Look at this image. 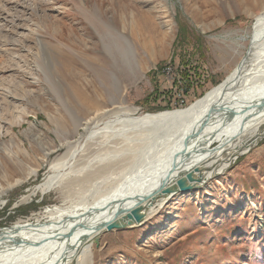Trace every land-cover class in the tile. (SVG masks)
Returning a JSON list of instances; mask_svg holds the SVG:
<instances>
[{
  "label": "rangeland",
  "instance_id": "374dc122",
  "mask_svg": "<svg viewBox=\"0 0 264 264\" xmlns=\"http://www.w3.org/2000/svg\"><path fill=\"white\" fill-rule=\"evenodd\" d=\"M245 2L0 0V87L14 96L11 104L0 98V185L20 180L0 196V238L43 225L46 208L81 214L163 151L167 127L119 121L115 134L86 142L95 122L87 133L82 126L96 111L114 122L205 97L239 65L249 46L242 37L264 14V0ZM179 25L188 36L178 43ZM181 60L197 71L178 73ZM257 63L261 80L264 50ZM67 160L57 187L34 192L51 164ZM201 187L170 198L140 226L100 235L92 264H264V136Z\"/></svg>",
  "mask_w": 264,
  "mask_h": 264
},
{
  "label": "bare ground",
  "instance_id": "6f19581e",
  "mask_svg": "<svg viewBox=\"0 0 264 264\" xmlns=\"http://www.w3.org/2000/svg\"><path fill=\"white\" fill-rule=\"evenodd\" d=\"M246 1L247 7H251V3H254L253 0ZM255 18L250 35L242 37L243 41L248 39L250 53L245 55L239 65L226 76L225 81L212 88L205 94V97L196 101L195 104L181 110L164 111L141 117H132L125 112V115L116 117L114 122L103 121L108 116L107 110L96 111L95 118L88 119L82 126V130L87 133L88 125L95 122L88 132L89 137L86 142L98 135L104 137L109 131L115 134L111 125L119 121L125 126L135 124L167 127L172 129V133L165 139V149L158 152L159 154L150 163L138 165L136 170L133 169L130 174L121 178L122 181L119 184L109 189L105 195L100 196L91 205H82L81 214L65 210L64 207L46 208L43 218H48V220L43 225L16 229L6 237L0 238V264H92L93 236L99 231L98 226L92 224L95 219L103 215L104 205L121 194L138 191L147 196L165 177L166 170L172 162L173 155H170V151L175 146L177 152L185 147L182 156L187 154V149L196 151V149L205 148L203 153L194 154L193 160L182 168L199 166L204 174L205 182L211 180L215 175L223 174L229 167L230 161L242 156L251 147L253 148L264 136V103L256 106V103L261 99L264 100V79H257L259 68L257 59L264 50V14ZM17 41L19 42V40ZM10 72L14 71L12 69L7 71V73ZM3 73L6 72L0 71V77L3 76ZM11 82L10 84L15 85V81ZM11 92L10 88L0 87V98L5 104H11L10 97H14L11 96ZM102 125L103 127L99 128ZM2 134L0 125V135ZM218 142L222 145L209 154L211 146ZM76 145L75 143L69 145L68 150L72 151L69 160L77 152ZM67 163H69L68 160L51 164L52 174L47 176L43 183L36 186L34 192L57 187L66 175L61 171ZM182 169L174 170L173 175L178 174ZM19 182L20 180H16L14 183L8 184L5 189L0 185V196ZM163 203H165L164 200L149 208L146 217L163 206ZM91 209L95 211L89 215ZM63 215L67 216L66 220H63ZM87 221L91 222V229L80 231L79 226Z\"/></svg>",
  "mask_w": 264,
  "mask_h": 264
},
{
  "label": "water",
  "instance_id": "95a60500",
  "mask_svg": "<svg viewBox=\"0 0 264 264\" xmlns=\"http://www.w3.org/2000/svg\"><path fill=\"white\" fill-rule=\"evenodd\" d=\"M249 49L250 48L248 46L245 55L250 53ZM244 56L241 59H244ZM262 103H264V100L261 99L258 103H256V106H259ZM184 149L185 147H183L180 152L178 151L173 154L172 162L166 170L165 177L152 189V191H150L147 196L138 191L121 194L118 198L112 199L108 204L104 205L103 215L100 218L95 219L92 224H96L98 226L97 229L99 230L98 233L93 236V243L96 247L99 246L100 235L102 234H106L110 231H122L123 229L134 228L142 225L145 221H147L146 216L149 208L154 206L157 202L164 200L166 204L170 198L176 195L198 191L202 188L201 185L205 184V177L203 172H201L200 167L191 166L188 169L182 168L193 160L192 156L194 154L203 153L205 148L202 147L196 149V151L194 149L191 151L187 149V154L182 156L181 154L184 153ZM176 169L182 170L181 172H178V174L173 175V171ZM170 175L171 177L169 178ZM93 211L95 210L91 209V211H89V215H91ZM89 221L84 222L78 229H80V231L84 229L88 230L89 228L91 229L92 225ZM2 229L4 228H1L0 232Z\"/></svg>",
  "mask_w": 264,
  "mask_h": 264
},
{
  "label": "trees",
  "instance_id": "16d2710c",
  "mask_svg": "<svg viewBox=\"0 0 264 264\" xmlns=\"http://www.w3.org/2000/svg\"><path fill=\"white\" fill-rule=\"evenodd\" d=\"M179 27V36H178V43L179 42H183V41H185L186 39H187V34L186 33H184V28L182 27V26H178ZM184 59V58H183ZM187 59H190V55H187ZM181 63H182V65L184 66V68L183 67H179V69H178V73H182V75L183 76H187V74L186 73H188V71H187V67H190V68H192L193 70H196L197 71V67L196 66H193L192 67V65H190L191 63H189V61H187V60H181ZM183 78V77H182ZM170 107V105H169V103L168 104H166V106L164 107V108H169ZM157 110H164V109H160L159 107H158V109Z\"/></svg>",
  "mask_w": 264,
  "mask_h": 264
}]
</instances>
